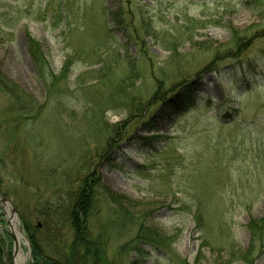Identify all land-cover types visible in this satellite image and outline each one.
Masks as SVG:
<instances>
[{
  "label": "rangeland",
  "instance_id": "1",
  "mask_svg": "<svg viewBox=\"0 0 264 264\" xmlns=\"http://www.w3.org/2000/svg\"><path fill=\"white\" fill-rule=\"evenodd\" d=\"M107 33L93 58L82 49L73 58L65 98L72 106L81 107L88 98L112 103L106 83L125 77L127 58L144 69L132 83V92L144 99L156 84L162 88L158 93L178 82L197 92L186 114L172 121L156 112L155 132L135 128L137 137L150 141L124 140L96 162L102 184L126 206L132 201L135 207L126 210L165 237L157 247L143 246L144 264H264V0H0V71L43 103L27 37L41 45L57 74L65 55L84 44L95 47ZM94 54L109 65L102 74ZM142 55L150 56L149 69ZM168 98L171 104L176 100ZM8 103L0 96L5 112ZM113 109L102 111L109 124L125 119ZM63 123L71 124V118ZM19 131L0 138V189L7 193L0 197L14 206L23 235L21 264H29L32 248L20 215L39 240L51 236L45 251L59 256L70 229L52 226L56 215L45 221L40 209L44 201L65 197L67 185H59L58 175L75 164L74 172L80 171L81 152H54L56 132L47 125L40 147ZM65 132L58 128L57 134ZM111 210L102 200L90 218V239L100 236L90 256L95 264H129L134 253L120 248L134 228L105 227ZM8 214L0 206V256L14 264ZM250 224L257 225L256 232Z\"/></svg>",
  "mask_w": 264,
  "mask_h": 264
},
{
  "label": "trees",
  "instance_id": "2",
  "mask_svg": "<svg viewBox=\"0 0 264 264\" xmlns=\"http://www.w3.org/2000/svg\"><path fill=\"white\" fill-rule=\"evenodd\" d=\"M149 34L152 35V33ZM109 35L107 33L106 39L99 41L98 44L100 45L97 44L92 47L84 44L79 46L80 53H78V49H74L72 54L65 55L57 74L50 70L41 45L32 37H27V52L33 62L36 78L43 87L45 94L43 103L38 102L32 94L26 92L0 71V96L7 97L9 101L6 112L0 107V138L5 132L11 133L13 130L14 132L20 130L19 132L25 135L30 142L29 144L33 143L40 147L44 145L43 139L46 138V134H43V128L47 125V128L51 127L56 132V139H54L55 142L52 147L54 152L59 153L60 151L59 155L65 150L67 152L71 151V153L74 150L77 153L78 151L81 152L79 154L80 171L74 172L73 170L77 164L71 168L66 165L67 168L69 167L68 170L66 171L65 169L63 174L58 175V178L60 177L59 185L63 186L65 183L68 188L64 191L65 197L62 199L57 197L55 203L50 200L44 201L45 205L43 204L40 209V214L45 221H50L51 218L54 219V215H56L55 219L57 221L52 222V226L58 227V225L63 224L70 229L71 234L67 238V243L64 246L61 245V254L59 256H52L45 251L46 241L50 244L49 239L51 236L44 241L39 240L31 225L24 221L23 216L20 215L23 228L29 234L32 248V261L29 264H95L91 259L90 253L93 254L96 246L99 247L100 236L96 239H90V218L96 215L102 200H107L112 205V216L104 220L103 224H105V227L108 225V227H119L120 229L124 228V230H132L134 228V235L131 240L125 242V247L120 248L123 253H134L135 259L129 264H144L147 254L143 246L157 247L156 242L159 244L161 239L165 238L156 229L149 227L145 218L141 216L134 217L126 210L128 206L135 207V204L129 200L126 201L127 206L123 204L122 197L117 196L102 184L95 166L96 162L106 160L109 152L124 140L141 141L145 139L150 141L149 137H137L135 128L141 126L142 129L150 133L155 132L158 129L154 122L156 112H159V115L165 113V117L173 121L175 117L186 114L194 99H196L197 92L194 89L187 90L191 86L190 84L178 82L158 93L162 88H158L156 84L155 92L144 99L132 92V83L138 79L139 73L144 71V69H139L135 66L136 59L129 60L127 58V73L125 77L116 82L107 81L106 83V91L107 94L109 93L107 95L108 101L112 103L108 102L109 104H105V101H96L93 98H88L81 107L72 106L69 102L70 100L67 101L65 98L68 91V75L73 58L81 54V49L86 51L84 55L87 58H93V53L100 50L107 43ZM143 39L142 37L137 39L139 44L144 43ZM238 45L239 43L236 42L235 47ZM169 49H172L171 52L176 50L174 47H169ZM94 55L98 56V64L102 66L100 69L102 74L104 72L102 68L109 67V65L103 64L106 60H100V55ZM142 58H144V64L148 65L149 69L150 56L146 58L142 55ZM212 63L213 61L209 65ZM213 70L217 71L218 69L214 67ZM60 82H62V86L59 84ZM75 89L76 86L72 91ZM122 93L126 97L124 101L120 99ZM169 95H175L176 97L173 104L169 101ZM71 99L73 100V98ZM118 101L121 103L123 101L122 105L118 104L120 103ZM112 107L119 114L124 112L125 119L123 118L118 123L109 124L102 111H108ZM66 118H71V124L63 123ZM76 118L77 122L73 124ZM226 118L224 116L223 120H226ZM221 122L224 124L228 123V121ZM58 128H64L65 134H57ZM79 128L83 129V132H80ZM68 129L72 131L69 133L67 132L69 131ZM0 143H3L1 139ZM91 145L93 146L91 147ZM95 145L100 146L96 148L94 147ZM63 159L66 160V158ZM69 164L71 165V163ZM113 164L111 167H120L119 163ZM75 183L77 186L75 188L71 187ZM0 193L4 196L7 194L1 189ZM256 227V224L252 226L250 224L253 232H256ZM0 264H6L2 255L0 256Z\"/></svg>",
  "mask_w": 264,
  "mask_h": 264
},
{
  "label": "water",
  "instance_id": "3",
  "mask_svg": "<svg viewBox=\"0 0 264 264\" xmlns=\"http://www.w3.org/2000/svg\"><path fill=\"white\" fill-rule=\"evenodd\" d=\"M0 206L6 210L8 209L9 211V214L6 216V220H7V223H8V230L13 238V245H14V252H13V257L16 255V253L18 252V249H19V246H18V242L15 238V235L12 231V228L10 226V220L14 217V206L12 204V202L6 198V197H0Z\"/></svg>",
  "mask_w": 264,
  "mask_h": 264
},
{
  "label": "bare ground",
  "instance_id": "4",
  "mask_svg": "<svg viewBox=\"0 0 264 264\" xmlns=\"http://www.w3.org/2000/svg\"><path fill=\"white\" fill-rule=\"evenodd\" d=\"M10 226L12 228V231H13V233L15 235V238H16V240L18 242V246H19V251L17 252V255H16L15 259H14V264H21V262L24 260L23 256H22V253L20 251V240L23 238V235H22L21 231L18 228V225H17L15 217H13L10 220Z\"/></svg>",
  "mask_w": 264,
  "mask_h": 264
}]
</instances>
